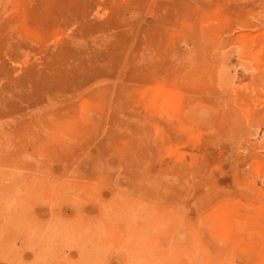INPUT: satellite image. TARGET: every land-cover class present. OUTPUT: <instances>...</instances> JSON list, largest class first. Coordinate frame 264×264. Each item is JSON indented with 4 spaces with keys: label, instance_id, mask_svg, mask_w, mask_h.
I'll return each mask as SVG.
<instances>
[{
    "label": "rangeland",
    "instance_id": "obj_1",
    "mask_svg": "<svg viewBox=\"0 0 264 264\" xmlns=\"http://www.w3.org/2000/svg\"><path fill=\"white\" fill-rule=\"evenodd\" d=\"M0 264H264V0H0Z\"/></svg>",
    "mask_w": 264,
    "mask_h": 264
}]
</instances>
